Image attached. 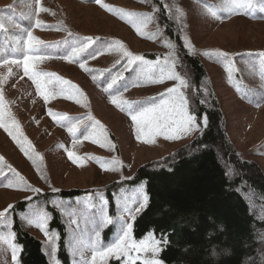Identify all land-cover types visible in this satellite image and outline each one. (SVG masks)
<instances>
[{
	"label": "rangeland",
	"instance_id": "obj_1",
	"mask_svg": "<svg viewBox=\"0 0 264 264\" xmlns=\"http://www.w3.org/2000/svg\"><path fill=\"white\" fill-rule=\"evenodd\" d=\"M174 1L175 14L186 45L191 52L202 56L208 77L225 111L229 137L242 157L254 159L264 171V98L251 101V97L244 99L240 94V88L247 89L248 83H251L249 89L258 87L260 92L263 90L261 79L264 76L260 74L264 75V17L255 18L240 9L246 6L251 12L253 8L263 10L264 0H260V4H257L258 0H236V3L233 0ZM237 4L243 6L237 7ZM2 6H13L23 12L28 21V26L14 24L11 20L4 22L13 31V49L19 53L5 58L0 54V121L16 131L29 154L26 155L21 143L13 139L4 126H0V157H3L0 170L4 173L0 175V211L21 198L33 196L35 192L31 188L40 191L85 189L73 197L74 203L57 198L54 204L60 209L68 229L66 245L71 264H91L94 251L115 241L122 221L133 224L128 208L133 209L132 215L136 217L146 205L141 207L139 202L141 195L146 194L144 188L133 189L125 184L114 194L115 202L111 205L115 210L112 211L104 187L113 181L130 178L141 164L161 158L190 142L202 130L203 123L196 120L197 126L191 132L183 133L175 140L164 136H156L152 143L137 139L136 125L129 111L138 112L150 107L152 98L158 103L161 94L179 84L175 79L154 82L160 80L161 69L167 72L174 66V71L184 78L176 66L175 47L158 25L156 9L151 0H101V3L0 0ZM37 21L40 23L37 24ZM134 25L140 26L144 35ZM28 32L43 43L72 32L82 34V38L92 37L93 41L96 40L95 34L107 36L113 40V44L102 42L103 53L100 56L75 63L51 53L42 54L38 50L42 43L36 45L33 51H28ZM75 41L79 46L86 43ZM116 41L120 44L117 45ZM245 51L253 53L244 55ZM125 52L144 59L125 67L129 60ZM147 53L155 54L156 58L147 59ZM25 55L44 57L33 62L35 71L54 73L76 85L79 92L60 83L55 77H44L49 94L46 100L32 77L25 74L21 63L4 62L19 56L18 59L23 60ZM81 63L86 64L88 69L101 70L121 63L118 70L111 72L112 80L134 68L124 83L126 88L114 96L126 103L120 107L113 104V97L97 84L94 72L82 69ZM96 73L100 75L99 71ZM48 80L57 84L55 89L47 86ZM111 85L112 88L113 83ZM185 87L186 84L181 91L186 100ZM261 96L264 97V93ZM186 105L188 108L187 100ZM50 111L56 114L55 118L49 114ZM189 113L194 115L190 110ZM64 120L67 121L66 125ZM70 128L74 131H69ZM80 130L82 133L77 135ZM69 152H73L79 162H74ZM115 159L121 165L114 167L111 162ZM133 195L136 197L135 203L131 202ZM105 199L107 203L103 205ZM23 212L25 227L43 240L51 264H62V259L57 255L58 231L50 225L52 217L46 207L33 204ZM105 213L116 225L109 238L104 237V230L111 223L99 227ZM12 222L9 211L6 218H0V264H22V246L15 239ZM40 225H46L48 236ZM97 230L101 232L98 243L95 239ZM151 231L134 238L137 241L144 239ZM157 238L161 240L162 247L163 239ZM160 252L156 258L166 264ZM152 256L150 252L147 254V258ZM135 264H141V260L137 259Z\"/></svg>",
	"mask_w": 264,
	"mask_h": 264
},
{
	"label": "trees",
	"instance_id": "obj_2",
	"mask_svg": "<svg viewBox=\"0 0 264 264\" xmlns=\"http://www.w3.org/2000/svg\"><path fill=\"white\" fill-rule=\"evenodd\" d=\"M97 0H78L79 3H91ZM158 25L172 41L177 54L178 72L186 79L185 96L190 112L196 120L207 114V126L190 142L181 145L175 151L161 158L141 164L133 176L126 180L107 184V196L114 204V192L123 185L142 187L147 192V204L133 222L134 237L140 238L146 232L154 230L156 236L166 239L160 252L166 264H264V171L254 160L242 157L228 135L226 115L221 102L210 81L202 56L190 51L182 35V28L175 14L174 0H151ZM261 1L258 0L257 4ZM255 18L264 17V9L247 10ZM11 20L14 24L28 26L23 12L13 6L0 7V53L16 55L12 38L13 31L4 23ZM95 41L73 62L91 60L103 53L102 42L113 44L107 36L95 34ZM82 34L69 32L57 40H48L39 46L42 54L66 57L75 47V40L83 41ZM98 48V49H97ZM100 48V49H99ZM101 53V54H100ZM253 53V51H245ZM20 57V56H19ZM16 57L15 60H19ZM147 59H155V54L147 53ZM94 59V58H93ZM121 63L101 70L91 68L97 84L110 97L123 92L125 82L134 68L113 82V70ZM99 71L100 75L96 72ZM264 74V73H263ZM261 76H264L260 74ZM263 90L240 88L242 98L251 97V101L263 100ZM113 83L112 88L108 85ZM49 82L50 89L56 88ZM244 86V85H243ZM248 100V99H247ZM64 125L67 121H63ZM82 130L77 131V135ZM90 190V189H86ZM85 189L70 188L59 191L47 190L33 196L21 198L12 203V224L16 241L22 246L20 261L22 264H51L42 239L31 233L24 224L23 211L30 205L45 206L51 215L50 225L58 231L59 247L57 255L64 264H70L67 228L62 213L54 204L57 198L73 199ZM72 201V200H71ZM112 231L108 227L107 236ZM163 234V235H162ZM109 264H121V260L112 258Z\"/></svg>",
	"mask_w": 264,
	"mask_h": 264
},
{
	"label": "snow or ice",
	"instance_id": "obj_3",
	"mask_svg": "<svg viewBox=\"0 0 264 264\" xmlns=\"http://www.w3.org/2000/svg\"><path fill=\"white\" fill-rule=\"evenodd\" d=\"M37 2H39V0H37ZM97 3H101V0H97ZM233 3H236V0H233ZM103 6L109 7L108 5H103ZM241 6L243 5L237 4V7H241ZM109 10L115 11V9L112 8H109ZM36 23L39 24L40 22L37 21ZM134 26H136L137 31L141 35H144V33L141 31L140 26L138 25H134ZM0 27H3L2 23H0ZM82 39L83 41H86V43H82L81 46L73 48L72 52L68 56L64 57L65 59L69 60V62H72L76 56H78L81 52H83L93 42L92 37H84ZM41 43L43 42L40 41L38 38L32 36L31 32H28L27 40H26V46L28 51H33L35 46ZM115 43L117 45L120 44L119 41H116ZM189 47L191 46L189 45ZM125 55L129 57L128 65H126L125 67L130 66L132 63H134L137 60L143 61L144 59L142 56H133L129 52H125ZM223 55L227 56V54H223ZM42 59H44V57L25 55L23 60L13 59L11 61H4V62L21 63L23 65L25 74L30 75L32 77V79L37 85L38 90H40L41 95H43L46 100L49 98V94L46 91V82L43 79L44 77H55L56 80H58L60 83L64 85H69L72 89H75L77 92H79V89L76 85H73L70 81L63 80V78L56 76V74L54 73H41L35 71V64L33 62ZM165 63H167V61ZM80 67L86 71H90V69H88L86 64L84 63H81ZM118 78L119 75L114 78L113 82H115V79ZM165 79L178 80L179 84L176 87L167 89L165 93L161 94V99L158 103L155 102V98H152V100L149 101V103L151 104L150 107L142 108L138 112H133L131 110L129 111L131 119L133 122H135L136 125V133L138 140L141 141L146 140L147 142L152 143L154 142V138L156 136H164L169 140H175L180 138L181 134L191 132L192 129L197 126L196 117L189 113L184 94L181 91V87L186 84L185 79L179 76L174 71V66L172 68H169L167 72H165V70L162 68L160 80L154 82H163V80ZM111 86L112 85L110 83L108 85V88H111ZM69 98L72 97L70 96ZM0 100H2V93H0ZM112 103L120 107L126 102L118 99L117 97H113ZM49 114L53 115L54 118L56 117V114L52 113L51 111L49 112ZM201 122L205 127L207 126L206 113L201 117ZM96 124H99V122L96 121ZM0 126H4L5 130L9 131V134L12 135L13 139H16L18 143H21V140L17 135L16 131L9 129L7 125H4L2 123V121H0ZM69 131H74V129L70 128ZM86 138H91V137H86ZM109 146L114 147V145H109ZM21 147L25 151V154L28 155L29 154L28 149L24 148L23 143H21ZM68 155L70 158L74 160V162H79L78 158L75 157L73 152H69ZM0 161H3V157H0ZM111 164L115 167L121 165V162L118 159H115L111 162ZM3 174H4L3 171L0 170V175ZM21 180H23L22 177ZM28 187L31 188V186ZM31 191L35 193H39L40 189L31 188ZM53 191H59V189H53ZM147 199L148 197L146 194L141 195L139 201L141 207H143L146 204ZM131 202L132 203L136 202L135 195L132 196ZM106 203H107L106 199L102 201L103 205H106ZM11 208L12 205H9L7 209L0 211V218H6L8 211ZM138 210L139 209H136V211ZM128 212L131 217V220L134 221L135 215H132L133 209L128 208ZM112 222H113L112 218L107 216V214L105 213L103 219L99 224V227L102 228ZM40 227L44 229V234L48 236L49 233L46 225H40ZM132 231H133V224L128 221H122L121 230L117 234L115 241L106 247L94 251L91 257V264H107L109 258L121 260V264H135L137 259L141 260V264H163V261L156 258L158 252L162 250V247H161V240L156 237V233L154 232V230L151 231L146 236V238L141 239L139 241L135 240ZM49 238L51 239V237ZM100 238H101V232L100 230H97L95 232V239L97 243L100 241ZM163 243H167L166 239L163 240ZM134 252L136 253L135 256L132 255V253ZM149 252L153 254L152 258H147V254ZM13 259L14 260L16 259L15 250H14Z\"/></svg>",
	"mask_w": 264,
	"mask_h": 264
}]
</instances>
